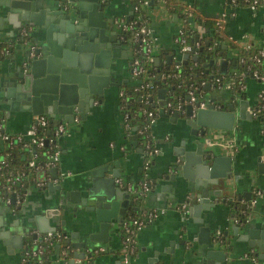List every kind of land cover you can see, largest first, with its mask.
Here are the masks:
<instances>
[{
	"label": "crops",
	"instance_id": "0c3cea01",
	"mask_svg": "<svg viewBox=\"0 0 264 264\" xmlns=\"http://www.w3.org/2000/svg\"><path fill=\"white\" fill-rule=\"evenodd\" d=\"M165 1L167 3V0ZM169 1L179 6L190 5L193 8L199 23L197 32L203 39L210 34L205 23H211L222 11L230 12L224 24L219 45L232 59L236 57V47L248 46L247 48L253 49L264 43L261 32L264 24V7L256 11H251L248 7L230 11L228 0ZM101 2L104 4L106 17L128 20L134 16V0H103ZM166 3L164 0H148V4L143 7L144 22L151 30L154 43L153 61L156 66L168 64V56H171V63L173 61L176 65L180 63L175 35L182 22L180 15L171 11ZM51 4L48 3L46 6ZM19 29L12 27L8 21H3L0 40L15 41L19 37ZM114 29L118 33L116 27H111L108 32ZM7 33L12 36H8ZM18 45L17 42L13 44L7 53V55H14L15 61L20 57ZM224 45L227 46L226 49ZM121 49L123 52L114 60L115 67L110 75L111 82L115 85L105 89L102 98L96 96L93 104L87 105L82 113L75 111L72 123L65 121L68 124L69 134L58 138L61 152L56 167L59 178L74 179L100 169L102 166L108 167L109 175L112 169H116V163L121 170V175L117 179L124 184L135 185L146 174L145 177L150 180L151 187L143 198L142 206L160 209L162 212L137 233L136 251L130 264H257L258 261L252 262L250 258L243 256L244 251L250 248L246 242H238L233 250L224 247L225 260L218 262L215 259H209L205 263V245L189 241L191 240L189 234L194 229L191 227L192 220L196 218L189 217L180 208V205L188 200L189 191L184 189L181 183L175 185V182L165 179V175L171 172L170 162L176 158L173 150L179 145L181 136L188 132V128L183 123L185 117L180 115L175 121L170 114L160 116L156 109L157 115L151 131L155 137L158 153L152 156L148 165L145 166L144 145L135 131L126 127L121 113L119 91L124 85L135 84L129 65L131 49L125 43L122 44ZM7 63L8 61L4 63V68ZM11 66L13 70L15 64L11 63ZM241 77L244 88L240 96H245L249 106L262 102L260 97L262 83L250 74H242ZM19 81L20 79H17V82ZM231 91L232 89L225 83L219 88H212L208 97L214 98L217 105L229 103ZM154 101L155 103L158 101L156 94ZM3 106L5 108L0 110L3 115L0 124L5 133L11 135L25 133L33 115L27 111L10 110L6 103ZM5 111H9L7 116ZM238 128L240 130H237L234 138L229 139L232 143L229 154L234 163L231 175L232 199L237 200L239 197L241 201L236 206L246 212L245 217L251 218L255 214H264V173H258L257 170L258 157L261 156V160L264 161V133L256 118L241 119ZM117 179H115L116 185H118ZM52 181L55 184L59 182L52 180L50 172L37 170L33 177L31 176L23 183V189L16 194L17 196L13 194V199L16 197L20 199L18 204L10 208L0 200V264H19L28 240L33 237V234H39L38 223L42 227H55L57 229L55 231L61 228L68 236L73 235L72 241L79 242L87 241L88 235L96 231L97 225L91 228L86 223L87 217L84 213L72 215L71 212L67 213L58 207L47 187ZM249 195H252V200H245ZM246 205L249 206L247 211ZM229 210L222 209L223 215L217 212L221 220L223 216L221 227L228 231L227 240L234 238L231 227L235 224L233 210ZM207 213L202 210L201 217H205ZM188 224L189 233L187 232ZM109 235L112 237L111 240L98 245L105 248L103 253H91L90 256H86L92 249L85 247L84 258L72 260V254L66 255L65 260L62 259L57 264L62 261L61 264H120L123 252L121 227L112 226L109 229ZM220 248L223 247L220 246ZM220 248L218 246L215 249ZM261 262L264 264V261Z\"/></svg>",
	"mask_w": 264,
	"mask_h": 264
},
{
	"label": "water",
	"instance_id": "95a60500",
	"mask_svg": "<svg viewBox=\"0 0 264 264\" xmlns=\"http://www.w3.org/2000/svg\"><path fill=\"white\" fill-rule=\"evenodd\" d=\"M48 3L52 4L46 6ZM113 19L106 17L101 0H0V30L6 20L16 29H24V37L31 39L30 44L19 34L10 43L0 40L8 47L17 42L20 51L17 61L14 55L4 53L5 50L0 53V110L5 108L3 104L6 103L10 110L27 111L33 116L47 115L54 124L60 121L72 123L75 111L82 113L87 105L93 104L96 96L102 98L105 89L115 85L110 75L115 67L114 60L123 52L121 46L124 42L119 40L115 29L108 32L111 27L114 28ZM198 38L199 34H195L193 39L196 41ZM167 58L170 64L171 56ZM183 58L182 62L185 63L188 54H184ZM197 58V55L193 56L194 60ZM6 61L8 63L4 68ZM215 62L218 59L210 60L205 66ZM11 63L15 64L13 70ZM219 65L221 73L225 75L228 60L222 58ZM17 79L20 81L17 82ZM155 83L159 85L161 81L157 79ZM212 88L215 86L208 84L205 87V96L209 99L206 108L195 109L187 104L184 113L166 109L168 100L175 98L169 88L159 87L154 92L158 98L154 107L159 115L170 114L175 121L180 115L184 116L183 123L188 128L173 150L176 158L170 162L171 172L165 175V179L175 182V185L181 183L189 191L187 215L196 218L192 220L191 227L194 229L193 232L190 230L189 241L205 245V263L209 259L218 262L225 260V248L233 250L238 242H246L250 248L244 251L243 256L262 264L264 214L245 217L241 221L235 219L231 227L234 238L227 240L228 231L221 227L223 216L221 220L217 212L223 215L224 208L227 211L240 208L236 204L241 199H232L234 163L229 154L232 147L229 139L234 138L241 119L256 118L261 123V118L252 112L263 101L249 106L245 96H240L242 89H238L231 91L229 103L217 105L214 98L208 97ZM181 96L189 99L184 93ZM8 112L5 111L6 116ZM257 170L264 173L261 156L258 157ZM50 173L52 180L59 181L57 184L52 181L47 186L58 207L72 215L84 213L86 223L91 228L97 225L96 231L88 235V240L81 242L72 241L73 235L68 236L61 228L58 229L64 237L63 248H60L65 250L64 260L66 255L71 254L72 260L84 258L85 247L92 249L86 254L90 256L95 247L112 239L109 229L114 225L121 226L129 209H139L131 193L115 183V179L121 175L117 163L116 169H112L109 175V169L105 166L74 179L59 178L56 166ZM245 200L251 201L252 195ZM247 209L249 206L246 205ZM202 210L208 212L203 218ZM243 213L245 215L246 212ZM188 227L189 224V233ZM37 229L39 234L57 230L55 227H42L39 223ZM37 235L33 234L32 238ZM218 246L223 248L215 249Z\"/></svg>",
	"mask_w": 264,
	"mask_h": 264
},
{
	"label": "built area",
	"instance_id": "2783aa9c",
	"mask_svg": "<svg viewBox=\"0 0 264 264\" xmlns=\"http://www.w3.org/2000/svg\"><path fill=\"white\" fill-rule=\"evenodd\" d=\"M103 1V0H101ZM247 3V7L251 11H256L260 9L261 7H264V3L259 4L256 0H244ZM229 2V8L230 11L231 9L234 11L235 4L237 3V0H228ZM164 3L166 1L164 0ZM148 4V0H139L138 3L133 4V12L134 16L131 19L125 20V19H118L114 18L113 19V25L114 27L117 28L118 30V38L120 41L126 40L125 38V33L126 36L127 34L130 35L127 37L128 39V45L131 49V60H130V72L133 77H136L146 71V63H143L138 57H134L132 53H142L143 55L146 56L147 61L149 62L153 60L154 58L152 57L153 55V39L151 37V30L149 26L146 23H141L138 20L140 19L141 15L139 14L140 11H143V7ZM167 4V3H166ZM230 12L222 11L220 12L214 19H213V24L214 26L219 29L221 32H223V27L224 24L228 18V15ZM182 25L180 26L178 32L175 35V41L177 43V48H178V54H179V59L180 62L184 60L183 55L188 54V58L192 57L194 55H197L198 57V52L200 49L203 47V38H201V34L197 32V28L199 26V23L197 19L195 18V14L193 11V8L190 5H183V10L182 14L180 16ZM202 25V24H201ZM195 34H199L198 40L194 41V35L190 42L186 40V36L184 33L189 32H194ZM261 32L264 37V24L261 27ZM26 31L23 29L20 31V36H25ZM192 35V34H191ZM12 40H8L7 42H11ZM133 45V47H131ZM248 47V46H247ZM244 47V48H247ZM9 49H5L4 53H8ZM264 57V50L259 49L252 57L251 59L255 62H259V59ZM187 58V59H188ZM222 59V58H221ZM221 59H218V63ZM194 60V59H193ZM198 60V58H197ZM194 60V61H197ZM241 62H245L243 58H241ZM180 65V63H179ZM178 64L176 67L179 66ZM241 73L234 71L232 76L230 78H223L222 76H217L214 78L213 82H208L205 83L204 81L200 82L199 85L197 84H191L188 86L186 89V92L184 95H187L189 99H185L184 96H178L176 98L169 99L167 104H166V109L171 110H177L179 113H184L185 112V105L191 104L195 109H204L206 108L207 104L209 103V99L206 98L205 95L202 94L200 89V86L203 87L206 85H210L211 87H221L222 85H225L227 83V86H229L230 89L233 88L235 84L239 87V89L244 88V84L242 81ZM250 75L258 80L259 82L262 83L263 89L262 92L260 93L261 99L264 101V70H252L250 72ZM238 79V80H237ZM226 80V82H225ZM138 87L142 89H146L148 91L154 90L156 85L150 82H145L144 84H138ZM126 92L123 89H120L119 91V97L120 101L124 102L125 101V96ZM155 98V97H154ZM142 100V99H141ZM144 103H150V100L146 98L143 100ZM153 103L155 101L153 100ZM122 106V105H121ZM142 114H146V116L149 118V122L146 124V129H150L148 131V135H145L143 133V136L146 138L145 143H144V150H143V156L146 158L145 160V166L148 165L149 160L152 156L158 153V148L157 146H154L153 142L155 140V137L151 131V127L153 122L155 121L157 112L156 108L155 111H145L142 110ZM256 115L257 117L261 118V131L264 133V102L261 103V105L256 109V111H253L252 114ZM123 119L125 121L127 115H122ZM53 123V136L50 137L49 135H44V136H38L37 135V129L42 128L45 129L47 128L49 130V125ZM126 127L129 128V125L125 123ZM68 124L65 121H60L57 124H54L53 119L47 115H35L32 118V121L30 125L28 126V129L25 131V133L21 134H7L3 130L1 124H0V141L3 142H8V143H14V142H21L24 139H27L29 141L28 144H33L34 147L40 148L46 144L51 145L53 152L50 154V161L47 163L48 168H53L57 165V162L60 157V147L58 142L55 143V140L63 135H68ZM50 131V130H49ZM52 133V131L50 132ZM49 133V134H50ZM142 131H140V134ZM35 154H32L31 159L28 162L29 167H34L35 166ZM3 163V162H2ZM40 170V169H39ZM42 170V169H41ZM45 171V170H44ZM24 176L23 173L21 174H16L13 178H10L12 183L21 185L22 184V177ZM146 176V174H145ZM146 181L139 182L140 186V191H137L134 185L127 183L124 184L120 179H117V184L120 186H124L128 192L134 195H137L139 197H145L147 192L149 191L151 187V182L150 180L145 177ZM17 196V195H16ZM14 205L18 204L20 202L19 197H16L14 199ZM3 202L8 205L10 204V199L7 198L6 200H3ZM181 210H183L184 213H188V200L183 202L180 205ZM162 212L160 209H147L144 211L143 215L140 217H134L132 215H127L124 217L121 225H122V240H121V245H122V255L120 259V264H130L132 256L135 254L136 251V235L137 233L148 223H150L153 219L157 218L158 215ZM64 237L62 236V233L60 231H53V232H48L44 234H38L32 241L34 245H36L35 249H33L32 255L36 257L37 255H40L43 253L44 249L42 247V244L45 245V247H53L57 245L59 242H63ZM43 242V243H39ZM57 248H59V245H57ZM105 251V248L102 246H99L93 250V253L98 254V253H103ZM59 257H55V260L52 261V264H57L60 260L64 258L65 255V250L60 249L58 252ZM61 256V257H60ZM48 256L43 257V259H40L37 264H48L47 262ZM19 264H28L27 259L25 256L21 255L19 259ZM35 264V263H34Z\"/></svg>",
	"mask_w": 264,
	"mask_h": 264
},
{
	"label": "trees",
	"instance_id": "16d2710c",
	"mask_svg": "<svg viewBox=\"0 0 264 264\" xmlns=\"http://www.w3.org/2000/svg\"><path fill=\"white\" fill-rule=\"evenodd\" d=\"M139 0H134V3H138ZM259 4L264 3V0H256ZM167 6L170 8L171 11L177 12L180 16L182 14L183 5L179 6L175 3H172L171 1L167 0ZM242 8L247 7V3L244 0H237V3L235 4V8ZM139 14L141 15L140 19L138 20L141 23H145V16L143 15V11H140ZM207 28L210 30V34L206 39L203 40V47L198 52V60L194 61L192 57L186 59V62H180V65L176 67V63L173 61L171 64H163V65H154V61L151 60L149 62H146V56L142 53H132L134 57H138L143 63H146V71L136 77H134L135 84L132 85H124L121 88L126 92L124 98L125 101L121 102V113L122 115H127L125 119V123L129 125L130 129H133L135 133L138 135V139L142 141V144L144 145L146 138L143 136V133L145 135H148V129H146V124L149 122V118L146 116V114H142V110L145 111H155L154 107V92L159 87H166L169 88L174 94V97L181 96V94L186 92V89L191 84H197L199 85L200 82L204 81L205 83L213 82L214 78L217 76H222L223 78H230L234 71L240 72L241 74L249 75L252 70L258 69V70H264V57L259 59V62H255L251 59V57L259 50H264V43L259 46L258 48H242V47H236L237 54L234 59L227 56L225 53L226 51L222 50L221 46L219 45L222 34L219 29H217L213 21L205 23ZM192 34V35H191ZM194 32L184 33L186 36V40L190 42L192 39ZM126 40L123 42L127 44L128 39L130 35L126 33L124 34ZM25 41H28L31 44V39L29 36L24 37ZM208 42V44H207ZM13 45L11 44V47ZM11 47H8L5 43H0V53L4 51L5 49H10ZM133 47V45H131ZM154 58V55H152ZM225 58L228 60V66L226 74L223 75L220 71V65L218 62H215L211 64L210 66H205V64L209 63L212 59H221ZM241 58L244 59L245 62H241ZM234 60L235 64L232 65L231 61ZM159 79L161 83L157 85L155 82ZM238 80V79H237ZM145 82H150L156 85L154 90L148 91L146 89H142L141 87H138V84H144ZM237 84H235L232 88V90H238ZM202 94L205 95V86L201 87L200 89ZM147 98L150 100V103H144V99ZM142 99V100H141ZM1 119H3V115L0 112V123ZM50 130V131H49ZM49 130L47 128L37 129V135L38 136H46L49 135L50 137L53 136V123L49 125ZM52 131V133H50ZM140 131L142 133L140 134ZM50 133V134H49ZM58 142L55 140V143ZM29 141L27 139H24L21 142H14V143H8V142H1L0 143V200L3 202V200H6L7 198L10 199V204L8 206L14 207V199L13 194H17L23 189V183H25L28 179L33 177V174L39 170H45L46 173H49L51 168L47 167V163L50 161V154L53 152L51 145H44L40 148L34 147L33 144H28ZM154 146L155 140L153 142ZM32 154H35V166L29 167L28 162L32 157ZM3 162V163H2ZM23 173L24 176L22 177V184L17 185L11 182L9 180L10 178H13L16 174ZM146 181L145 178H142L139 182ZM139 182L135 184V188L137 191H140ZM134 201V204L136 206H139L138 210L129 209L125 217L127 215H132L134 217H140L143 215L144 211L149 208H144L142 206V201L144 197H139L137 195L132 194L131 195ZM233 210V216L236 220L241 221L245 218L244 211H241L240 209H232ZM122 225H121V231H122ZM34 238H31L27 242V247L24 249L22 255L26 257L28 264H37L40 259H43V257H47L48 264H52V261L55 260V257L57 255V252L60 248H63V242H59L57 245H59V248H57V245L53 247H45L44 244H42V247L45 248L43 253L40 255H37L34 257L32 255L33 249H35L36 245L32 243ZM43 243V242H39Z\"/></svg>",
	"mask_w": 264,
	"mask_h": 264
},
{
	"label": "flooded vegetation",
	"instance_id": "af4514ba",
	"mask_svg": "<svg viewBox=\"0 0 264 264\" xmlns=\"http://www.w3.org/2000/svg\"><path fill=\"white\" fill-rule=\"evenodd\" d=\"M232 61H234V60H232ZM232 61H231V63H232ZM233 65V64H232ZM228 66H231V65H228ZM121 227V226H120Z\"/></svg>",
	"mask_w": 264,
	"mask_h": 264
}]
</instances>
